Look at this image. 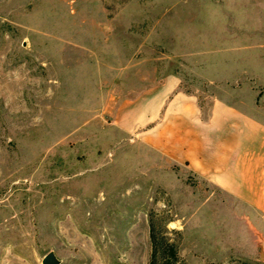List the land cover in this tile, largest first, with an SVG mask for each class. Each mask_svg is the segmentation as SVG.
Here are the masks:
<instances>
[{
  "label": "rangeland",
  "instance_id": "374dc122",
  "mask_svg": "<svg viewBox=\"0 0 264 264\" xmlns=\"http://www.w3.org/2000/svg\"><path fill=\"white\" fill-rule=\"evenodd\" d=\"M170 79L264 120V0H0V264H264V231L152 146Z\"/></svg>",
  "mask_w": 264,
  "mask_h": 264
},
{
  "label": "crops",
  "instance_id": "0c3cea01",
  "mask_svg": "<svg viewBox=\"0 0 264 264\" xmlns=\"http://www.w3.org/2000/svg\"><path fill=\"white\" fill-rule=\"evenodd\" d=\"M178 87L166 80L148 99L155 106L153 118L144 120L156 130L152 146L201 174L219 195L231 197L236 215L264 231V120L222 100L204 116L197 99ZM210 198L209 216L216 212Z\"/></svg>",
  "mask_w": 264,
  "mask_h": 264
},
{
  "label": "water",
  "instance_id": "95a60500",
  "mask_svg": "<svg viewBox=\"0 0 264 264\" xmlns=\"http://www.w3.org/2000/svg\"><path fill=\"white\" fill-rule=\"evenodd\" d=\"M43 264H61L56 254L53 251L47 253L43 259Z\"/></svg>",
  "mask_w": 264,
  "mask_h": 264
}]
</instances>
